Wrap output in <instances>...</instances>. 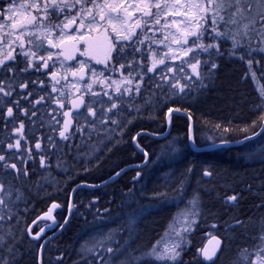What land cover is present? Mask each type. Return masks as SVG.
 I'll use <instances>...</instances> for the list:
<instances>
[{
	"label": "snow or ice",
	"instance_id": "1",
	"mask_svg": "<svg viewBox=\"0 0 264 264\" xmlns=\"http://www.w3.org/2000/svg\"><path fill=\"white\" fill-rule=\"evenodd\" d=\"M177 5H179L178 9H176ZM185 7L186 5L181 0H131V2L129 0H103V2L100 0H31L29 3L19 5H17V0H3V3H0V30L8 28L11 31L4 32V35L14 36V39H9L5 45L10 51L7 55H0V108L5 109L4 112H0V119L3 120L5 128L9 124L13 125L8 140L0 141V144L6 143L7 151L11 153V155L0 153V228H3L17 215L9 207L8 201L12 199L13 185L12 180L7 178L11 176L18 181L21 179L27 181L29 177L27 162L37 157L41 168L50 167L51 165L47 163L50 159L48 152L61 147L56 140L57 135L60 141H70L77 133L91 139L93 133L100 135L105 132L106 126L120 127L121 121L117 117L121 115L122 107L125 104L129 110L135 108L139 112L141 105L138 104L137 97L143 99L144 105H150L152 96L157 95L155 91L150 95L147 94L148 89L144 87L147 83H151L155 89L161 91L165 87L169 91L175 89L176 91L172 92L173 95L186 94V90L207 88L209 85L205 81H211L215 70L219 67L214 57L224 54L218 40L230 39L232 41L230 56L237 55L236 49L238 48H247L248 56H251L254 51L264 52V0H191L187 4L188 11H184ZM153 9L156 11L154 12ZM173 9L176 11L173 12ZM192 9L196 10L195 14L192 13ZM21 10H23L22 14ZM136 13H140V15L137 16ZM18 14L21 15L20 20L15 19ZM170 15H184L187 19L182 21L173 19L169 22L167 17ZM162 18L165 22L161 25ZM4 21H8V23ZM180 24H184V27L179 28ZM172 25L177 26L176 33H166L162 40L154 42L164 44V41L171 37L172 43L180 45L179 49L174 50L169 44H164L168 51L158 57V53L150 45L147 53L142 52L138 47L151 39L147 34L148 31H152L155 35L156 26L168 29ZM100 28L104 29L106 49L104 59H98L96 62L104 63L105 67L109 68V61H115L109 70H114L118 64L120 69H127V74L121 82L113 81L114 84H117L114 94H110L108 91H104L102 94L96 92L93 90L92 84L89 83L85 86L84 93L71 100L72 108L65 109L66 101L63 98L70 94L71 89H75L77 92L80 89L76 87V83L61 85V80H66L67 76H58L55 63L49 64L54 55L57 58L63 55L65 59H69L70 56L66 50L61 48L60 52L53 53L47 49L59 48L66 40L82 41L89 44L83 30L86 29L90 33L98 31ZM109 29L120 40L128 43L112 42L109 39ZM72 31L78 32L79 37L70 35L69 33ZM253 33L259 37L257 47H252ZM205 35L210 38L209 42H205ZM25 37H29V39L26 40ZM245 40L247 43L244 42ZM0 44H4L2 37H0ZM17 47L20 49L19 52L16 51ZM176 51L182 53L183 57L192 55L188 59H183L175 54L169 56V53ZM201 52L208 54L207 59L201 60ZM137 53L140 54L139 59H137ZM81 55H84V52H81ZM149 59L150 63H148ZM239 59L245 60L246 58L240 55ZM166 60H179L180 63H166ZM246 63L253 80H256V73L252 70V59H247ZM256 63L259 64V61ZM60 67L64 68L62 61ZM84 67L85 65L81 62L80 80L84 79ZM49 68H52L53 71L48 72ZM32 72H42L49 82L46 83L44 79L40 78L29 80L27 75H21H30ZM65 72H71L73 77L78 75L71 68L65 69ZM149 73L152 75L150 76ZM92 75L97 76L98 74L92 70ZM99 75L103 76V73L101 72ZM120 84H126L128 87L121 89ZM37 88L42 91L37 92ZM66 89H69V92H66ZM258 91L260 102L255 107L261 110L260 120L264 124V86H261ZM85 95L101 98L86 101ZM126 96L130 97L127 101L125 100ZM5 97L8 99L5 100ZM102 97H107V101ZM73 111H75V115L72 114ZM168 111L171 113L172 109ZM176 111L180 110L176 109ZM20 117H24V119ZM58 117L63 119H58ZM26 123L29 128L28 134H25ZM255 124L256 122L253 121L252 126L255 127ZM44 127L49 130L47 135L40 132V129ZM108 130L110 131V129ZM224 131H228V129L225 128ZM261 132H264V127H261ZM255 135H260V132ZM193 143H195L194 140ZM136 146L140 148L139 144ZM140 151L144 152V149L140 148ZM169 151H175V148L170 147ZM17 153L20 155H16ZM144 155L147 156L148 153L144 152ZM14 159L18 160L21 166L13 162ZM57 166L59 167V165ZM187 171L191 173L192 168H188ZM116 175L119 176L120 173L117 172ZM139 175L140 173H137L136 178ZM203 176L212 177L213 172L210 168H204ZM5 180H7V186ZM178 184L179 187L176 191L183 193L184 179L178 181ZM16 191L19 193V189ZM20 198L18 194L16 199ZM240 198V194L236 193L228 196L224 203L235 206ZM200 203V195L195 193L189 201L191 207L186 208L182 213V216L191 217V219H186L185 226L179 231L175 229L174 225H170L175 236L179 237L178 240L170 239L168 242H164L162 237L146 250H129L123 245L113 247L109 242L114 240V233L110 231L99 238H92L91 244L85 241L80 249L81 259L85 260L86 264H94V262L95 264H143L144 261L152 260L181 264L182 245L187 240L183 233L192 231L193 226L197 223L195 217L200 215ZM56 207L59 205L53 204L48 213L41 218L53 219L52 209ZM67 223L68 221L65 220L64 224ZM261 224V230L256 237L259 243L254 249L258 264H264V255H261L264 253V217L261 218ZM237 225H243V222L236 220L234 224H228L225 232L227 233L229 229ZM212 227L215 228L216 224H213ZM43 232V228L35 234L32 233L31 228L27 229L28 235L33 240H40ZM6 235L12 238V242L10 243L5 236L0 235V248L14 256L18 251L15 245L19 241L16 240L11 225H9ZM164 236H169V233L165 232ZM227 240V236L224 240L212 236L210 241V243L214 241L212 250L209 251L205 246L197 251L205 261L217 264L219 259L217 253L220 252L223 255L221 245L225 244L226 246ZM43 247L44 245L41 244L40 249ZM137 252H139L138 255L135 254ZM88 255L93 256L94 261L89 260ZM252 255L253 252L244 248L237 253V259L233 264H256L248 259ZM57 259L62 260L63 258L58 256ZM0 264H10L8 257L0 258ZM40 264H43L42 260Z\"/></svg>",
	"mask_w": 264,
	"mask_h": 264
},
{
	"label": "trees",
	"instance_id": "2",
	"mask_svg": "<svg viewBox=\"0 0 264 264\" xmlns=\"http://www.w3.org/2000/svg\"><path fill=\"white\" fill-rule=\"evenodd\" d=\"M252 36V47H257L259 37L254 33ZM209 40L210 38L207 36L205 42H209ZM217 42L224 54L222 56L214 57L219 67L215 70L213 79L211 81H205V83L209 85L207 88H199V90L189 92L191 98L190 104L192 107L188 113L191 116L190 120L192 122V140L195 141L194 144L198 147L239 141L259 132L263 125L260 120V116L262 115L261 110L255 106L260 102L258 89L261 86H264V52L254 51L251 56H248L247 48H238L236 49L237 55L230 56L229 51L233 46L232 41L230 39H225L218 40ZM244 42L247 43L246 40ZM240 55H243L246 59H239ZM247 59H252L253 61L252 70L256 73V80H253L252 75L249 72L246 63ZM256 61H259V64H257ZM253 121L256 122L255 127L252 126ZM155 123L159 124L160 130L166 128L165 118H159ZM217 125H219V127H217ZM171 128L172 130L170 134L180 137V142L186 144V149L182 150L180 156L175 157L173 161H168V164L165 160L164 162L159 161V167L155 168V171H152V175L143 171L146 164L142 168L136 167L143 162V155H141L140 152H137L135 147L130 143L129 153L125 150V153L129 155V158H125L124 161L123 159L116 161V159L122 157V155H117V153V156L115 155L112 158L111 153L108 160L106 159L101 162L98 173L92 174L90 177H85V179H79L74 185L79 186L81 184H86L87 186H82L72 191L71 189L74 186L70 188L68 191L69 196L63 200V204L65 207H68L69 202H71L72 213L69 217L68 223L63 226L62 229H56L57 232L54 230L50 233L53 235L56 232L54 237L45 242L41 251V260L43 264H69L78 260L79 257L75 252L78 248L77 243L83 238L86 240L85 238L91 236L95 230L94 228H96L92 226V224L84 226L87 221H90L88 215L94 213L93 215H101L103 218L115 216V205L119 204L118 201L122 199V195L130 191L140 190L141 187L143 190L142 207H146L148 212L142 213L138 218L135 217L133 219V226L127 232L126 238L134 243L131 245L133 249L136 248V243H138V245H144L145 247L153 245L155 239H157L160 233L165 229L168 221V218L166 217L161 218L162 222L160 220H155L157 212L155 211V208L159 202V199H157L158 202H155V195H157L156 190L151 188V183L155 181V178H162L163 182L166 183L167 186H170L172 182L177 179L179 172L182 170L184 175L196 177V175L202 176L203 172L201 171V167L205 163L210 165L220 163V168H229L228 164H230V159L232 158L224 154L228 147L208 152H194L193 149H191L188 142L187 116L174 115L171 121ZM225 128H227L228 131H224ZM134 129L136 130L135 133L140 131L147 133L141 134L139 137L142 139L141 145L146 150L148 148L145 147L146 143H144L145 141L143 140L151 141V143H155V147L157 146L159 141L158 138L155 136L154 139L149 135L153 132V128H151L150 125H146L139 121L134 125ZM244 129H247V131H244ZM263 133L264 132H261L258 137H262ZM209 137L213 138L214 142H209L207 140ZM245 142H253V139ZM232 149L233 147L231 150ZM130 153L132 154L131 156ZM149 155L150 154H148V156ZM109 160L113 162L115 160V164L112 167H106ZM240 161L242 160L235 163L236 167H234L237 170L239 169V171H241V168L238 167ZM127 166L131 168L126 169L119 179L106 185L105 189L92 186V183L95 184L94 182H97L99 179L113 177L120 169ZM27 168L29 169V177L27 178V181H24L23 179L19 181L15 180V183L26 195V200L28 202H35V200H38V202L34 204L32 209L30 208L31 210H28L23 215V220H28V218L32 217L36 211H44L48 204L56 199V197L47 194L49 186L45 183H36L40 175L39 168H32L31 166H27ZM188 168H192L191 173H188ZM137 173H140L138 178H136ZM201 179H205V177L203 176ZM250 182H253L254 184V181ZM249 192L252 191L249 190ZM40 193L45 194L38 196ZM175 194L176 195H173V197H178L180 199H183L184 197L190 198L194 195L187 190H184L183 193H178L176 191ZM254 196L251 195V197ZM240 197L238 204L235 206L228 204V208L233 211V214L239 216H241L243 212L242 209H240L243 200L242 194H240ZM200 200V211H202L203 207H206V205L203 203L201 196ZM253 206L255 207V203H253ZM175 209L176 208L173 207L172 210ZM87 211H92V213ZM81 212L82 214H86V216H84L87 218L86 220L78 214ZM222 213L225 214L224 210L218 212V218H216L215 222L222 224L228 219L233 218L232 216L228 219H224L225 215ZM158 217H160V215ZM209 222H211V220H209ZM21 227L22 226H20L19 229H21ZM220 228L221 225L214 233H219ZM196 230L197 231H195L190 238L191 241L189 246L182 253L181 264H207L202 261L200 254L197 251L205 241L202 238L204 230L202 229L201 218H199L196 223ZM15 234L18 236L17 240L19 241L15 246L18 251L15 252L11 264H38L39 247L36 246L35 248H32L31 246L33 243L27 239L24 232L16 231L14 235ZM115 237L119 241H122L125 238L123 230H118ZM58 256L63 259L58 260Z\"/></svg>",
	"mask_w": 264,
	"mask_h": 264
},
{
	"label": "rangeland",
	"instance_id": "3",
	"mask_svg": "<svg viewBox=\"0 0 264 264\" xmlns=\"http://www.w3.org/2000/svg\"><path fill=\"white\" fill-rule=\"evenodd\" d=\"M186 1L187 0H181L182 3H185ZM190 2L191 0L187 1L186 4ZM195 12L196 10L192 9V13L195 14ZM170 27L164 31V34L171 32ZM168 42L169 44L171 43V37H169ZM162 45L164 47V44ZM191 55L192 54H189V57ZM207 56H208L207 53H202V52L200 53V58L202 61L207 59ZM166 91L169 92V95H170L169 98H167V95L165 96L162 95ZM175 91H176L175 89L169 91L168 88L165 87L163 91L160 90L159 99H156L155 102H152L150 105H144V102L142 103L138 102V104L141 105L139 112H137L135 108H133L132 110H129L127 104H125L122 107L121 115L117 117L121 121V126L120 127H117L115 125L106 126L105 132L101 133L100 135L93 133L91 139H89L86 135L81 136L80 134L77 133L76 136L73 137L70 141L59 142L58 135H57L56 140L61 145V147L59 149H52L48 152L50 159L47 161V163L50 164L51 166L47 168H41L38 157L36 158V163H33L31 162V160H29V163H27L26 166H31L32 168L38 167L40 170V175L36 183H40V184L45 183L47 186H49L48 187L49 190H51L53 193H56L59 190L62 191L60 187L63 186L64 183L70 184L72 182H77L79 179H85V177H88V176L90 177V175L98 173L101 162H103L106 159L108 160L109 157L111 156V153H112V158L117 153H118L117 155L121 154L122 157H118L116 161H119L122 159L124 161L125 158H129V156L127 154H124L122 150L130 146V143L132 142V139L134 138L136 134L135 133L136 130L134 131V129H131V128H133L134 125L138 123L139 121L143 122L146 125L155 126V121H157L159 118L164 119V114L168 107H164L163 102L173 100L175 95H173L172 92H175ZM105 101H107V99ZM53 107H56V106L53 105ZM58 119H63V118L58 117ZM128 121H131V122L129 123ZM10 127L11 125L9 126V128ZM108 129H110V131ZM2 131L5 132L3 128H2ZM32 131H35V129H32ZM26 132L29 133V128H28L27 123L25 127V134ZM40 132L47 135L49 133V130L47 127H44L40 129ZM171 136H174V137H171L168 139V142L165 143V147H167V149H169L170 147H174L175 151H177L179 149L178 146L181 143L180 137H177L175 135H171ZM5 138H6L5 135H1L0 141L4 140ZM207 140L209 142H214V139L210 137L207 138ZM263 142H264V133L262 137H257L253 139V142H249V143L245 142L243 143V145H241V147L243 148V153L246 155V157L249 158V160L251 159V157H255L254 156L255 151L257 152L258 158H256V160H252L251 162L248 161L250 164L256 165L255 169L251 168V170L253 171H255L257 167L263 166V163H264V144H262ZM21 143L23 144V142ZM151 151H152L151 149L149 148L147 149V152L150 155L147 157L146 159L147 162H145L146 167L143 169V171L147 172L149 175H152V171H155V168L159 167V163H158L159 161H163V162L164 160L173 161V159L175 158V155H174L175 151L168 150L167 152L157 154L156 156H155V151L154 152H151ZM33 152L35 153L34 149H33ZM0 153L11 155V153L7 151L6 145L4 144H0ZM16 155H20V153H17ZM25 159H26V154H25ZM13 161L18 162V160H15V159ZM114 162L109 160L106 167H112L115 164ZM248 162L246 161V163ZM166 163L168 164L169 162H166ZM57 165H59V167ZM18 166H21V165L18 164ZM262 172L263 170L259 168L258 172L257 173L255 172L256 174L254 175L255 178L258 179L259 177H261ZM235 175L236 177L235 176L233 177L236 178L237 181L234 180L235 182L231 181L228 183L232 186V188L230 187L231 190H229L230 192L227 195V197L234 193H239L237 192L236 189L242 190L244 188H246L247 191L251 190L253 194L257 196L256 192L259 189H261L262 180L261 182H258V183H255L256 181H254V184H253V182H250V181H253V179L247 182V181L242 180L240 176L238 175V173H235ZM7 179H11L12 185H13L12 199L8 201L9 207L17 215L16 217L13 218L12 221H9L8 224H6L3 228H0V235L5 236V238L9 240V242L11 243L12 238L6 235V233L8 232L9 225H11V230L13 233H15L16 231L23 233L25 231V226H24L25 224H24L22 217L28 210L32 209V207L34 206L35 203L38 202V200H35V202L34 201L28 202L26 200V195L19 189V187L15 183V179H13L11 176H9ZM211 179L212 177H205V179L204 180L201 179L200 182L210 183ZM5 184L7 186V180H5ZM16 189H19V193H17ZM18 194L21 197L19 200L16 199V196ZM173 198L174 197L172 196V198L169 199L170 200L169 202L176 209L171 212L170 216L168 217V221L165 226V229L160 233L158 238L155 239V242L157 240H160L162 237L164 238V242H168L170 239L178 240L179 237L175 236V233L170 228V225H174L175 229L179 231L181 228L185 226L186 219H191V217L182 216V213L184 212V210L186 208L191 207V205H189V201L191 199L190 198L185 199V197L183 199H180L178 197L174 199ZM142 199H143V190L141 187L140 190L130 191L122 195V199L118 201L119 204L115 205V211H116L115 216L108 215L111 217L103 218L101 215H93L94 213H92V211H87L92 214L88 215L90 218L89 219L90 221H87V223H85L84 226L85 225L88 226L92 224V226L96 228H94L95 230L91 236H87L85 238L86 240H84L83 238L77 243L78 248L75 250V252L79 258L78 260L73 261L69 264H86V261L81 259V253H80L81 246L85 243V241H88L89 244H91L92 238L94 237L99 238L100 236L107 234L110 231L114 233V240L109 242L110 244H112L113 247H120L123 245L126 248H129V250L133 249L131 245L134 243L131 240L127 239L126 236H127V232L133 226L132 224L133 219L135 217L138 218L142 213L148 212V209L146 207H142L143 206ZM253 203H255V205L257 204L256 201H254ZM263 204H264V199L262 202L259 203V206H262ZM262 209H264V206L262 207ZM199 211H200V207H199ZM78 214L81 215L82 217L86 216V214H82V212ZM243 215H244L243 213L241 214V216L235 215L233 216L232 219H228L222 224L215 222L216 220H211V222H209V220L207 222H203L202 228L205 229V231L202 234V238L204 240L210 235H213L215 230L219 228L220 225H221V228L219 229V233L217 234L224 238L226 236L228 237L227 245L224 247L222 251L223 255L220 256L217 264H233V262L237 259V253L240 252L244 248H247L250 252H253V255L248 258L249 261L256 262L254 249H255V246L259 243L256 237H258L259 232L262 227L261 218L264 217V211L261 212V214L258 215L255 219H252L249 221H246ZM199 218L200 216L195 217L197 222ZM86 219L87 218L84 217V220ZM17 220H18V223H17ZM236 220L242 221L243 225H237L234 228L229 229V231L226 233L225 228L228 226V224H234ZM213 224H216L215 228L212 227ZM20 226H22L21 229H19ZM118 230H123V235L125 236V238L122 241H119L115 237ZM195 231H197L196 224L193 226L192 231L188 233H183V235L186 236L187 240L182 245L183 247L182 253L189 246L190 241H191L190 238L192 237ZM165 232H168L169 236L167 237L164 236ZM15 238L16 240L18 239V236H16V234H15ZM237 240H240L239 241L240 245L239 247H237V250L234 252V248H231V246L234 245ZM116 241H119V243H116ZM136 244L137 245L135 249H139L141 251L146 250L152 246L151 245L149 247H145L144 245L142 246L141 244L139 245L138 243ZM37 246L39 247V245ZM31 247L35 248L36 246L35 244H33ZM135 254L138 255L139 252ZM261 255H264V253H262ZM14 256L9 254L5 249L0 248V258L8 257L10 264ZM88 259L94 261V258L91 255H88ZM143 264H172V262L152 260V261H144ZM256 264H258V262H256Z\"/></svg>",
	"mask_w": 264,
	"mask_h": 264
},
{
	"label": "flooded vegetation",
	"instance_id": "4",
	"mask_svg": "<svg viewBox=\"0 0 264 264\" xmlns=\"http://www.w3.org/2000/svg\"><path fill=\"white\" fill-rule=\"evenodd\" d=\"M189 1V0H187ZM186 1V2H187ZM31 2V0H17V5L21 4V3H29ZM100 2H103V0H100ZM129 2H131V0H129ZM186 2L184 3L186 5L184 11H188L187 8V4ZM0 3H3V0H0ZM5 7L7 6L6 4L4 5ZM176 8H179V5L176 6ZM29 11H31L29 9ZM153 11L155 12L156 10L153 9ZM176 9H173V12H175ZM23 13V10H21V14ZM135 15L139 16L140 13H136ZM16 20H20L21 19V15L18 14L15 17ZM173 19H176L177 21H182V20H186L187 18L184 15H180V16H175V15H170L167 17V20L169 22H171ZM5 23H8V21H4ZM164 19H161V25L164 23ZM184 24H180L179 28H183ZM166 29H162L160 28V26H156V30H155V35L153 34L152 31H148V36L151 38L150 40L146 41L144 45H138V47L141 48L142 52L147 53L148 52V46L150 45L152 49H154L157 53H158V57L159 55H163L165 52L168 51V49L166 47H163L162 44H157L154 41H158V40H162L164 34V31ZM11 30L8 28H5L4 30H0V37L3 38L4 40V44H0V55H7L8 51H10V49L8 47H6L5 45L7 44V41L9 39H14V36L8 35L5 36L4 32H10ZM86 33L85 39H87L89 41V44H85L82 41L77 42V41H68L66 40L65 43L63 45H61L59 48H48V51H51L53 53H58L61 51V48H64L67 52V54L70 56L69 59H65V57L63 55L59 56V58H57L56 55L53 56L52 60L49 61V64H53L55 63L56 65V70H58V76H67L66 80H61V85L63 84H68L71 85L72 83H76V87L80 89L79 92H77L75 89H71L70 90V94L67 95L65 98V109H71L72 105H71V100L75 99L77 97H79L82 93L85 92V86L89 83L92 84V88L94 91L99 92V93H103L104 91H108L110 94H114V89L117 87V84H114L113 81H116L117 83L121 82L124 78V76L127 74V69H120L119 65H116V68L114 70H109L111 68V65L115 63V61H109V68L105 67L104 63H97L96 61L99 60H103L104 59V55H105V49H106V43L104 40V29L100 28L98 31H92L90 33L87 32V30H83ZM109 31V39L116 43H122V44H127V41H123L120 40L118 37H116L114 34L111 33V29L108 30ZM139 31V30H137ZM170 31L171 33H176L177 32V26L176 25H172L170 27ZM70 35H74L79 37V33L72 31L69 33ZM207 37V35H205V38ZM25 39H29V37H25ZM164 44H169L168 40L164 41ZM174 50H177L180 48V45H177L175 43H170L169 44ZM13 47H16L15 45H13ZM45 47H47V45H45ZM16 51L19 52L20 49L17 47ZM81 52H84V55H81ZM177 55V56H181L183 59H187L188 57H183L182 53H180L179 51H176L174 53H169V56L171 55ZM137 59H139L140 54L137 53L136 54ZM19 59V58H18ZM63 62L64 64V68L60 67V62ZM81 62L85 65L83 72H84V79L80 80L79 78V70H80V66H81ZM148 63H150V59L148 60ZM166 63H173V64H179L180 61L176 60V61H168L166 60ZM163 67V66H161ZM67 68H71L73 71H76L78 73V75L76 77H73L71 72H65V69ZM92 70H95L97 72V76H93L92 75ZM43 71V70H42ZM48 72L53 71L52 68H49L47 70ZM103 73V76H100L99 73ZM11 75V74H8ZM22 76L27 75L29 80H33V79H44L46 81V83H48V78L45 77L44 75H42V72H32L30 75L28 74H21ZM149 75L151 76L152 74L149 73ZM171 75V74H169ZM19 82V81H18ZM30 87H32V85L30 84ZM59 87V85H58ZM121 89H123L124 87H128V85L126 84H120ZM144 87H146L148 89V95L151 94V92L155 91L157 93V95L152 96V102H155L156 99H159L160 97V90L159 89H155L154 86L151 83H147ZM37 92H41L42 90L37 88L36 89ZM17 91H19V89H17ZM66 92H69V89L65 90ZM163 96L167 95V98L170 97L169 92L166 91L162 94ZM188 95V96H186ZM101 97H91L90 95H85L84 99L87 101L89 99H100ZM104 100L107 99V97H102ZM5 100H7L8 98L5 97ZM128 99H130V97H125V100L127 101ZM137 102H144L143 99H141L140 97H137ZM190 99L189 96V91L186 90V94L185 93H180L175 95L174 97V101H181L184 103H187L188 100ZM23 103V101H22ZM188 104V103H187ZM173 110H176L175 107L172 108ZM169 110V109H167ZM166 110L165 114H164V118L166 119V115L168 113V111ZM5 109L4 108H0V112H4ZM15 111V109H14ZM73 115H75V111H73L72 113ZM176 114H170V119L172 120L173 116ZM21 119H24V117H20ZM11 124L8 125L7 128H5L4 126V122L2 119H0V136L1 135H5L6 138L4 140L1 141H7L10 134H11V128L13 125H11V127L9 128ZM18 126V125H17ZM2 128L5 130L2 131ZM172 128L170 129L169 133L171 132ZM26 134H28L26 132ZM137 134V133H136ZM135 134V135H136ZM153 138L155 139V132L152 133ZM139 137L137 138H133L131 144L134 146L133 141L136 140V144L140 145V148L144 147L141 145L142 139H140ZM59 140V139H58ZM145 141V140H143ZM23 142V141H22ZM59 142H63L60 141ZM6 145V143L4 144ZM135 147V146H134ZM139 148V150H140ZM137 150V148H136ZM137 152H139L137 150ZM141 153V152H140ZM141 155H143L141 153ZM144 157V155H143ZM15 162V161H13ZM19 162V161H18ZM16 161L17 164H20V162L18 163ZM31 162L35 163L36 159L31 160ZM29 163V161L27 162ZM70 190V188L66 189V190H59L56 192V199L55 201H58L60 204V207L56 210L54 216H55V222L53 223V227L52 229H56V228H61L60 226L63 225L65 226L66 224H64L65 220H69V208L65 207V205L63 204V200H65L68 196L69 193L68 191ZM73 190V188L71 189V191ZM38 213V211L35 212L34 215L32 216H36ZM32 217H30L28 219V224L33 220L31 219ZM46 223H39L37 225H35L32 229L33 232H36L41 226H43ZM49 234L46 233L40 240L34 242L36 244H38L39 246L41 244L44 243L45 238L48 236Z\"/></svg>",
	"mask_w": 264,
	"mask_h": 264
},
{
	"label": "bare ground",
	"instance_id": "5",
	"mask_svg": "<svg viewBox=\"0 0 264 264\" xmlns=\"http://www.w3.org/2000/svg\"><path fill=\"white\" fill-rule=\"evenodd\" d=\"M163 103H164V107H168L167 109H172L174 106L176 109H179L180 111H177V115L187 116V117L190 116V114L188 112H190L191 107H192L190 104L191 98L188 100V102H187L188 104L184 103V102L182 103L181 101H174V100L164 101ZM151 128H153L152 131L155 132V136L158 138L159 141L157 143V146L155 147V143H151V141L145 140V142H144V143H146L145 147L151 149L152 150L151 152L155 151V156L157 154L167 152L169 149H167V147H165V143L168 142L169 138L174 137V136H171L172 134H163L162 129L161 130H155V129L160 128L158 123L155 126H151ZM131 129H134V127ZM134 131H135V129H134ZM255 138H257V137H255ZM255 138H253V139H255ZM244 139H241V140H244ZM188 140H189V134H188ZM241 140H239V141H241ZM239 141L232 142L233 144H231L230 146H225L226 148L228 147V149L225 151L224 154L226 156L232 158V159H230L231 160L230 164H228L229 168H224V167L220 168V163L214 164V165H210L208 163H205L201 167L202 172H203L204 168H210V170L213 168L212 169L213 171L211 170L213 172V176H212V179L210 180V183H204V182L201 183L200 182L201 177H203V174H202V176L196 175V177H190V176L184 175L183 170L179 172L177 179H175L170 186H167L166 183L163 182L162 178H159V179L155 178V181L151 183V188L155 189L156 194H157V195H155V202H158L157 199H159V202L157 203L156 208H155V211H157L156 215H155V220L156 221L160 220L162 222L161 218H164V217L168 218L170 216L171 212L173 211L172 210L173 207H172L171 203L169 202L170 201L169 199H171L173 195H176L175 194L176 189L179 187L178 181H180L182 178L184 179V190H187L193 194L199 193L203 203L206 205V207L204 206L202 211H200L201 224H203V222H207L208 220H216V218H218V212L220 210L221 211L224 210L225 214L222 213L223 215H225L224 219H228L232 216H235L233 214V211L228 208L229 207L228 204L226 205L224 203V201L230 192L229 190H231V188H232V186L228 183L236 180V178H234L233 176L236 177L235 173H237V172H238V175L240 176V178L244 181H247V182H249L250 180L253 179V181H256L255 183H258V182H261V180H262V187H261V189H259L256 192V195H257L256 197L253 195V192L247 191L246 188H244L242 190L236 189L237 192H239V194H242V196H243L242 206L240 207V209H242V211H243L242 213L244 214L243 215L244 219H246V221H249V220L255 219L258 215H260L261 212L264 211V209H262L263 205L259 206V203L262 202L264 199V163H263V166L257 167V169L255 171L251 170V168L255 169L256 165L250 164L249 162H251L252 160H256V158H258L257 152L254 150L255 151V155H254L255 157H251V159L249 160V158L246 157V155L243 153V148L241 147V145H243V143L245 141H242V142H239ZM262 144H264V142ZM205 146L206 145H204L203 147H205ZM178 147H179V149L177 151H175V153H174L175 157L180 156L182 150L186 149V144L181 143V144H179ZM232 147H233V149L231 150ZM220 148L223 149L224 147H220ZM220 148H217V149H220ZM125 150H127L129 153V147L124 148V150H122L124 154H126ZM213 150H216V149H213ZM193 151L194 152H208V151H212V150H205V151L193 150ZM144 152H147V150L145 148H144ZM131 155L132 154L130 153V156ZM170 155H171V153H170ZM243 159H244V162H243ZM239 160H242V161H240V164L238 165V167L241 168V171H239V169L237 170L234 168V167H236L235 163H237ZM246 161L247 162L249 161V162L246 163ZM165 162H168V161H165ZM259 168H261L263 170V172L261 174V177L256 179L254 176L256 174H254V173L255 172L257 173ZM123 173L124 172H122V174ZM115 175L116 174H114V176ZM121 175L118 176L116 178V180L119 179L121 177ZM232 177H233V179H232ZM108 179H110V178L99 179L97 182H94L95 184L92 183V186H96V188L102 187V189H105V186L110 184V182L107 183ZM75 184H76V182H72L70 184L64 183L60 189L66 190L70 187H73ZM44 194L45 193H40V194H38V196H42ZM47 194L49 196H54V197L56 196V193H53L51 190H47ZM234 194H236V193H234ZM251 195L254 196L255 198L251 197ZM186 199H188V198H186ZM254 201H256L258 206H257V204L255 205V207L253 206ZM159 215H160V217H158ZM203 230L205 231V229H203ZM218 237L220 239L224 240V237H221V236H218ZM239 241L240 240H237L236 243L231 246V248H234V252L237 250V247H239V245H240ZM224 247H225V244H222L223 249H224Z\"/></svg>",
	"mask_w": 264,
	"mask_h": 264
},
{
	"label": "water",
	"instance_id": "6",
	"mask_svg": "<svg viewBox=\"0 0 264 264\" xmlns=\"http://www.w3.org/2000/svg\"><path fill=\"white\" fill-rule=\"evenodd\" d=\"M188 120H189V128H188V131H189V143H190V146H191V148H192L193 150H195V151L213 150V149H217V148H220V147L230 146L231 144H233V143H217V144H213V145H209V146H205V147H203V146H201V147H196V146H194V145L192 144L191 120L189 119V117H188ZM262 127H264V124H263ZM259 132H261V130H260ZM256 136H257V135H252V136H249V137L254 138V137H256ZM190 137H191V139H190ZM247 139H248V137L245 138L244 140L239 141V142L245 141V140H247ZM134 144H135V141H134ZM122 172H123V170L119 171L120 175L122 174ZM120 175H119V176H120ZM117 177H118V176L115 175L114 177L108 179V180H107V183H108V182L111 183V182L115 181ZM81 186H87V185H86V184H83V185H80V187H81ZM53 204H57V203H56V202L51 203L50 206H49V208H48V210L45 211V212H43L41 215H39V216L34 220L35 223H33V222H34V221H33V222L31 223V225H30L28 228H31V229H32V227H33L35 224H37L38 222H41V221H44V222H52V221L54 220L53 212H54L58 207L52 209V217H53V219H42L41 217H43L46 213H48L49 209L52 208V205H53ZM57 205H58V204H57ZM42 228L44 229V232H43V234H44L48 229L51 228V225L48 224V225L43 226ZM39 231H40V230H39ZM39 231H38V232H39ZM43 234H42V235H43ZM27 235H28V233H27ZM42 235H41V236H42ZM28 238L31 239V240H33L29 235H28ZM218 238H219V237H218ZM33 241H35V240H33ZM210 241H211V237H210L209 239H207V241L205 242V244H204V246H203V247L207 246V248L209 249V251H211L212 248H213V246H214V241H212L211 243H210ZM221 249H222V245H221ZM219 253H220V252L217 253V256H219ZM40 258H41V250L39 251V264H40ZM201 258H202V260H203L204 262L211 263V262H209V261H205V260L203 259L202 256H201Z\"/></svg>",
	"mask_w": 264,
	"mask_h": 264
}]
</instances>
